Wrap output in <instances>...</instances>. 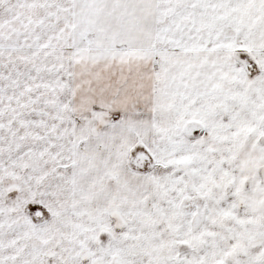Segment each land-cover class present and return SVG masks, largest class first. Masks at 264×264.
<instances>
[{
	"label": "snow or ice",
	"instance_id": "obj_1",
	"mask_svg": "<svg viewBox=\"0 0 264 264\" xmlns=\"http://www.w3.org/2000/svg\"><path fill=\"white\" fill-rule=\"evenodd\" d=\"M0 264H264V0H0Z\"/></svg>",
	"mask_w": 264,
	"mask_h": 264
}]
</instances>
